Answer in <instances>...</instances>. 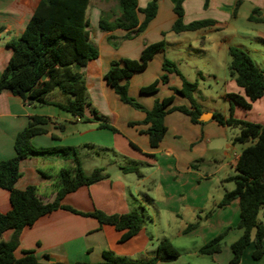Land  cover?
Here are the masks:
<instances>
[{
	"label": "crops",
	"instance_id": "crops-1",
	"mask_svg": "<svg viewBox=\"0 0 264 264\" xmlns=\"http://www.w3.org/2000/svg\"><path fill=\"white\" fill-rule=\"evenodd\" d=\"M39 1L0 0V74L12 53L7 42L22 33ZM148 1L137 0V3L143 8ZM244 2L251 3L250 13L246 19L264 24V0H208L206 7L203 5L204 0H183L182 3L185 23L202 18L216 21L214 25L195 32L201 36L199 42L203 48L214 46L216 53L223 59L222 65L226 67L229 62L230 45H241L249 52V48L235 41L237 39L234 34L228 35L223 31L228 26L235 27L239 8ZM255 7L258 11L252 13ZM113 9L111 13L107 8L100 7L93 19L87 14L89 37L99 49L96 58L89 60L85 65L77 66L88 90L90 107L85 110V116L89 119L79 118L55 105L66 103L72 98L57 87L48 93V104L26 103L19 96L3 89L0 91V160L15 155L16 135L27 126L30 116L45 117L47 122L40 126L45 128L46 132L31 138V143L35 147L73 146L85 173L89 174L94 168L101 167L108 174L99 181L82 185L66 193L61 199V204L81 213L100 210L106 214L126 213L143 207L147 220L139 231L129 234L127 228L118 230L113 225L99 223L93 216L57 208L22 229L19 245L14 251L15 257H20L23 250H29L45 264L96 263L102 261L103 252L108 251L117 256L145 259L154 253L159 238L164 236L169 238L167 233L174 223L177 235L201 240L197 245L194 243L190 253L192 256L203 255L198 252L201 245L225 228L232 227L223 240L225 246L222 244L219 252L208 255L214 264H229L232 257L230 244L239 237L237 231L239 235L241 234V230L235 228L239 219V200L233 199L222 207H216V204L226 190L234 187L232 181L224 179L236 172L235 162L239 153L231 154L229 151L234 148L231 141L235 135H232V132L230 135L228 126L218 124L213 117L195 123L191 121L189 115L174 110L164 117L166 131L162 140L156 147L151 146L145 132L147 124L141 123L145 118V112L121 101L106 84L104 74L113 60L138 59L145 44L163 39L168 45L181 46L182 42L177 40L183 39L186 31L176 33L171 30L176 18L173 4L170 0H158L157 12L146 28L134 34L133 38L122 40L115 48L108 41V37H122L128 31L121 28L107 31L99 27L101 16L109 22L116 18L117 4L113 5ZM250 14L258 21L249 20ZM137 16L139 22L144 18L141 12ZM92 23L96 27L94 34L90 29ZM211 32H218V38ZM212 36L214 39L207 41ZM196 39L198 37L194 38ZM247 39L253 45L251 48L257 51L256 47L264 45V31L254 27ZM165 46L148 61L144 70L133 73L127 79V84L129 80L132 82L128 87L129 92L133 90V95L146 109L152 107L156 98L170 96L173 94V87L179 88L182 85L180 77L175 73H169L167 82L159 83L156 92L152 94L140 92L141 87L152 83L161 75ZM257 65L264 71V67ZM222 80L225 83L219 95L223 101L222 110L217 111L214 107L204 108L199 104L202 113L207 111L212 114L220 112L225 116L229 114V101L225 94L241 93L242 90L232 78L227 77L226 73L223 74ZM172 105L188 107L189 103L186 98L175 95L170 106ZM92 107L108 117L109 123L118 131L98 127V122L92 118L90 112ZM233 115L264 125V95L253 101L248 109L234 105ZM130 122L138 123L130 125ZM233 132L238 133L234 130ZM213 141L216 142L215 145ZM217 146L221 148V153L226 159L220 160L218 167L213 171L208 170L202 162L205 161L208 152ZM199 160L201 164L198 163ZM73 167L72 152L30 155L19 162L20 176L15 182V187L24 189L32 185L42 202H51L59 186L60 170L62 168L72 170ZM212 185L216 187V195H211L209 199V188ZM10 207L9 191L0 188V211L7 212ZM209 210L212 212L207 215ZM260 214L263 215V220L260 221L264 224L263 209ZM195 222L196 227L184 232L189 223ZM11 234L12 230L8 229L3 232L0 239L8 240ZM233 234L235 237L225 242ZM262 243L263 254L260 258L252 257L254 243L251 241L244 249L238 264H264V239ZM158 264H173V261Z\"/></svg>",
	"mask_w": 264,
	"mask_h": 264
},
{
	"label": "trees",
	"instance_id": "trees-1",
	"mask_svg": "<svg viewBox=\"0 0 264 264\" xmlns=\"http://www.w3.org/2000/svg\"><path fill=\"white\" fill-rule=\"evenodd\" d=\"M116 1L118 4L116 18L112 22L104 16L99 19V27L102 30L121 28L128 31L122 37H108L110 44L115 47L118 45L117 41L124 37L134 36L146 28L157 12L158 0H149L143 8L138 6L137 0ZM170 1L176 15L171 30L176 33L195 31L216 23L211 18L196 19L185 23L183 21V0ZM88 4L89 0H40L22 33L7 42L12 53L0 74V91L7 89L26 103L48 104V93L57 87L63 93L71 95L72 98L66 103H55V105L79 118L88 120L89 118L85 116V110L90 107L87 88L82 73L77 69V66L85 65L99 54L97 44L89 37V18L86 14ZM207 4L208 0H204V7ZM257 11L256 7L252 9V13ZM139 12L144 14L141 22L137 16ZM248 19L258 21L253 18L252 14ZM164 45L163 39L145 44L138 59L113 60L104 74L106 84L113 89L121 101L145 112V118L141 123L147 124L145 132L153 147L159 144L165 134L164 117L168 112L178 110L189 115L191 121L202 122L199 120L202 108L193 97L197 83L186 80L175 63L165 56L162 61L163 73L152 83L141 87L140 92L144 94L156 92L159 83L167 82L169 73H175L180 77L181 87H173V94L170 96L156 98L150 109H146L128 94L127 79L133 73L144 70L148 61L157 52L162 51ZM228 55V76L234 80L242 92H227L225 97L229 101V114L225 116L220 112H214L213 119L223 126L238 127V133L232 138L233 143L253 142L240 151L235 162L236 172L224 179V181L234 183L233 189L226 190L216 204V207H222L233 199L238 198L239 200V219L235 228L241 230V234L230 244L232 257L229 260V264H238L244 249L251 241L254 243L252 257L258 259L263 254L264 224L259 220L258 215L261 209L264 214V125L235 117L233 108L234 105H238L248 109L253 101L264 95V71L258 67L241 45H230ZM122 80L126 81L122 83ZM175 95L186 98L189 106H170ZM90 112L92 118L98 122V127L108 128L113 132L118 131L109 123L108 118L95 108H90ZM46 122L45 117L30 116L27 126L16 135L15 155L0 160V188L9 191L11 205L7 212L0 211V237L4 231L12 230L8 240L0 239V264H45L40 262L32 251L23 250L20 257H15L14 251L19 245L22 229L33 224L40 216L57 208L93 216L99 223L113 225L118 230L127 228L129 234L139 231L147 220L143 207L126 213L106 214L100 210L81 213L70 206L61 204V199L66 193L82 185L99 181L108 174L101 167L94 168L89 174L85 173L73 146L35 147L31 143V138L46 132V129L40 126ZM136 123L138 122L129 124ZM57 152H72L74 167L72 170L69 168L60 170L59 186L53 201L42 202L32 185L24 189L15 187V182L20 176L19 162L21 159L30 155H51ZM211 212L212 210H209L207 215ZM196 225V222L189 223L184 232L193 229ZM231 229L232 227H227L211 237L199 247L198 252L203 255L219 252L224 238ZM179 256L180 252L177 247L164 236L159 238L154 253L145 259H132L105 251L103 260L100 262L73 264H158L174 261Z\"/></svg>",
	"mask_w": 264,
	"mask_h": 264
},
{
	"label": "rangeland",
	"instance_id": "rangeland-1",
	"mask_svg": "<svg viewBox=\"0 0 264 264\" xmlns=\"http://www.w3.org/2000/svg\"><path fill=\"white\" fill-rule=\"evenodd\" d=\"M114 4L115 5L117 4L116 0H90L86 10V14H88L90 19H93L97 9H100V7L107 8V10L112 13V11L114 10L113 9ZM250 9H251L250 2L242 3L239 8V14L237 15V19L234 23L235 27L228 26L223 31L228 35L234 34L235 39H237L235 41H237L238 43L240 42L243 45H245L246 48H249L248 54L253 59V61L256 64L261 65V67H264V45L256 47L258 48V50L255 51L253 50V48H251L253 47V45H251L250 44L251 42L247 39L252 33L254 27L261 31H264V24L258 22H250L246 19L248 14L250 13ZM90 29L94 34L96 27L94 26L93 23L90 25ZM185 34L186 35L183 37V39L177 40L182 42L181 46H176L175 44L168 45L165 43L166 46H165L164 56L175 63L176 67L178 68L180 73L186 78V80L197 83L196 89L193 92V97L200 105H202L204 108L214 107L217 111H221L223 108V101L219 97V95L223 91V86H225V83L222 80L223 74L226 73L228 77L227 67L222 65L223 59L221 58L220 54L216 53L214 46L210 48L208 44L207 45L209 47L208 49L202 47L203 45L201 44V42H199V40L202 38L201 36L197 35L195 31H186ZM211 34H214L215 37L217 38L219 36L218 32L217 33L211 32ZM197 37L198 39L194 40V38ZM131 38H133V36L122 38L120 41H117L118 45L116 47L119 46L122 40H129ZM212 39H214V36H212V38L210 37L209 40L207 39V41H211ZM131 84L132 82L131 80H129L128 87ZM133 92H134L133 90H131V92H129L128 90V94L131 97L135 98L139 103H141L137 99V97L133 95ZM87 97H88V90H87ZM233 130L236 132L239 129L238 127L228 126L229 134L232 132V135H236L234 134ZM231 142L232 145L234 146L233 149H229L231 154L240 153L242 148L253 143L252 141H247L243 143H233V141ZM213 143H214L213 145L216 144L215 141H213ZM225 159L226 158H224L221 153V148L217 146L216 149H214L211 152H208V155L205 157V161L202 162V165L207 167L208 170L213 171L216 167H218L219 161ZM198 163L201 164V161L199 160ZM231 184L233 185L234 183L231 182ZM211 195H216V187L213 185L210 186L209 188V199H211ZM259 220H263V215L261 214L259 215ZM237 234L239 236V231H237ZM167 235L170 238V241L177 247L181 255L180 257H178L176 260L173 261V264H187V262L194 264H214L211 262L210 257L208 255H197V256L190 255L194 243H196V245L201 243V240L199 238L177 235V229L174 223H172V227L168 230ZM234 235L235 234L230 236V238L226 239L225 242L226 241L229 242L231 239H233L235 237ZM222 244L224 247L225 243ZM226 246H228V244Z\"/></svg>",
	"mask_w": 264,
	"mask_h": 264
},
{
	"label": "water",
	"instance_id": "water-1",
	"mask_svg": "<svg viewBox=\"0 0 264 264\" xmlns=\"http://www.w3.org/2000/svg\"><path fill=\"white\" fill-rule=\"evenodd\" d=\"M211 117H213V114L211 112L205 111L199 116V120L206 121Z\"/></svg>",
	"mask_w": 264,
	"mask_h": 264
}]
</instances>
